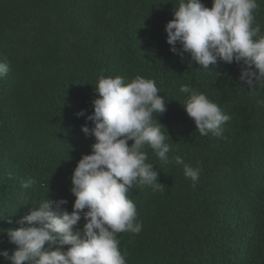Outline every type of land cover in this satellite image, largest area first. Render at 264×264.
<instances>
[{"label": "trees", "instance_id": "trees-1", "mask_svg": "<svg viewBox=\"0 0 264 264\" xmlns=\"http://www.w3.org/2000/svg\"><path fill=\"white\" fill-rule=\"evenodd\" d=\"M202 3L210 8L212 0ZM177 4L0 0V62L9 67L0 78V250L11 254L15 245L3 230L17 227L44 197L67 200L62 207L72 211L70 176L94 143L81 126L93 127L86 116L98 75H140L166 100L155 118L170 137V159L181 156L200 176L193 186L182 165L162 164L145 148L165 188L129 190L142 230L118 234L126 264H264V107L257 105L264 88L240 81L236 63L203 70L189 54L171 52L164 28ZM257 4L255 23L264 31V0ZM182 84L231 117L222 137L195 130L182 107ZM32 178L36 183L23 188ZM0 264L8 262L0 257Z\"/></svg>", "mask_w": 264, "mask_h": 264}, {"label": "clouds", "instance_id": "clouds-1", "mask_svg": "<svg viewBox=\"0 0 264 264\" xmlns=\"http://www.w3.org/2000/svg\"><path fill=\"white\" fill-rule=\"evenodd\" d=\"M258 7L257 0H212L210 8L202 0H178L164 28L169 50L181 58L189 54L203 70L218 61L236 63L241 65L240 81L250 88H264V31L254 15ZM8 71V65L0 62V78ZM179 91L186 94L182 107L195 130L201 136L222 137L223 125L231 117L188 84H182ZM94 92L98 96L86 116L93 127L81 126L94 143L70 176L72 211L62 207L67 200L46 197L30 207L16 221L17 227L3 230L15 245L11 254L0 250L8 264H126L127 253L119 248L118 234L142 230L129 190L134 185L151 186L154 191L165 188L158 183V171L147 162L146 147L162 164L182 165L183 175L193 186L198 182L199 167L185 163L179 155L171 159L168 155L170 137L155 118L166 111V100L158 95L154 80L137 75L125 81L121 76L101 74ZM257 105L264 107V99L257 100ZM83 115L84 110L77 113ZM35 183L32 178L22 187ZM82 218L85 223L78 228Z\"/></svg>", "mask_w": 264, "mask_h": 264}]
</instances>
